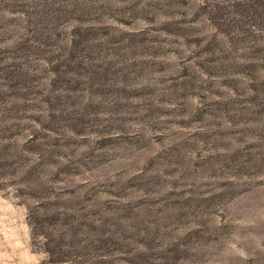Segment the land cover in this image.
Instances as JSON below:
<instances>
[{
	"label": "rangeland",
	"instance_id": "1",
	"mask_svg": "<svg viewBox=\"0 0 264 264\" xmlns=\"http://www.w3.org/2000/svg\"><path fill=\"white\" fill-rule=\"evenodd\" d=\"M216 2L0 0V264H264V25Z\"/></svg>",
	"mask_w": 264,
	"mask_h": 264
},
{
	"label": "trees",
	"instance_id": "2",
	"mask_svg": "<svg viewBox=\"0 0 264 264\" xmlns=\"http://www.w3.org/2000/svg\"><path fill=\"white\" fill-rule=\"evenodd\" d=\"M211 6L212 8L210 11L212 13V18L215 19L217 27H223L227 35L233 34V32L230 31V23L233 21L243 23L250 21L264 25V0H229L228 2L217 0V2ZM226 13L229 15L225 16ZM48 23L51 25V20L48 19ZM50 25H44L43 30L41 32L39 31L42 35H44V37L47 36L45 33L50 32ZM246 31L249 32V29L244 30V32ZM244 32L242 33L244 34ZM4 49L7 50L10 48ZM10 59L14 62H10ZM20 59L21 54H15L7 57L5 56L0 59V81H6V84H2V86H7L6 88L11 89L15 87L17 88L16 91L23 90L22 83L25 82L29 74L23 68L22 63L18 62Z\"/></svg>",
	"mask_w": 264,
	"mask_h": 264
}]
</instances>
